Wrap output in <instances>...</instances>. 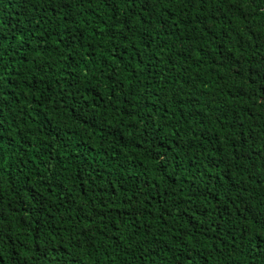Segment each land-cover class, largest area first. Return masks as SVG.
Listing matches in <instances>:
<instances>
[{"label": "trees", "instance_id": "1", "mask_svg": "<svg viewBox=\"0 0 264 264\" xmlns=\"http://www.w3.org/2000/svg\"><path fill=\"white\" fill-rule=\"evenodd\" d=\"M262 209L264 0H0V264H264Z\"/></svg>", "mask_w": 264, "mask_h": 264}, {"label": "snow or ice", "instance_id": "2", "mask_svg": "<svg viewBox=\"0 0 264 264\" xmlns=\"http://www.w3.org/2000/svg\"><path fill=\"white\" fill-rule=\"evenodd\" d=\"M262 211H264V209H262ZM261 223L264 224V216L261 217ZM262 244H264V241H261ZM259 247V245H258Z\"/></svg>", "mask_w": 264, "mask_h": 264}]
</instances>
